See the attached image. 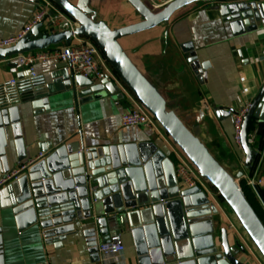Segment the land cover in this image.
Listing matches in <instances>:
<instances>
[{
	"label": "water",
	"instance_id": "95a60500",
	"mask_svg": "<svg viewBox=\"0 0 264 264\" xmlns=\"http://www.w3.org/2000/svg\"><path fill=\"white\" fill-rule=\"evenodd\" d=\"M51 1L77 23L74 34H43L40 32L43 26L39 24L17 45L0 50V61H10L64 41L69 44L74 35L90 39L121 82L208 180L264 259V224L242 191L243 172L232 176L177 115L167 110L166 101L119 43L137 32L167 23L176 12L197 2H219L221 16L236 36L257 31L259 25L264 28V1L174 0L163 10L153 12L142 0H127L141 22L117 31L95 22L92 14L74 5L73 0ZM189 63L202 83L208 68L196 58ZM9 66L16 68L18 64L9 62ZM64 81L66 89L72 90L81 104L99 99L105 90L112 95L121 93L109 79L97 83L68 73ZM261 88L251 102L241 136L244 165L250 171L258 157L248 144L252 123L257 121L258 133H264V84ZM53 89L54 85L41 86L39 78L29 74L25 82L15 85L0 100V181L19 171L18 177L3 187L6 209L11 210L20 232L41 230L45 240H64L77 233L79 227H87L85 235H100L105 242L109 239V228L116 225L120 232L132 234L138 253L145 257L150 254L152 264H247L243 257L252 260L241 242L236 241L233 247L229 244L226 231L222 232L221 242L212 236L204 241L201 235L218 211L206 192L180 188L174 164L155 143L86 148L82 142L74 141L48 151L40 146L39 152L46 157L28 166L19 107L31 104L35 114L42 110L49 112ZM10 134L16 156L13 168ZM22 167L25 168L20 171ZM3 237L4 229L0 228V258L5 250Z\"/></svg>",
	"mask_w": 264,
	"mask_h": 264
},
{
	"label": "crops",
	"instance_id": "0c3cea01",
	"mask_svg": "<svg viewBox=\"0 0 264 264\" xmlns=\"http://www.w3.org/2000/svg\"><path fill=\"white\" fill-rule=\"evenodd\" d=\"M142 1L151 9L147 0ZM73 4L80 5L92 14L91 18L95 22L105 23L114 31L141 22L127 0H73ZM40 6V3L32 0H0V40L19 35ZM220 7L219 2L193 3L176 12L167 23L137 32L121 39L119 43L136 68L166 101L167 110L177 115L232 176V173L235 177L243 172L245 181L253 178L262 182L252 190L257 202L264 208V133H258V123L254 121L250 132L256 133L254 151L258 157L250 171L244 165L243 151L234 147V125L229 114L242 107L246 101L252 102L262 89L264 28L259 25L257 31L236 36L221 16ZM42 26L41 33H54L47 22ZM67 45L64 41L26 54L53 52ZM192 58L198 59L200 65L208 68L202 83L191 69L189 60ZM9 62L0 61V100L15 85L25 82L30 74L26 68L10 67ZM64 65L51 60L35 67L41 86L54 85L49 97V112L42 110L35 114L31 104L19 107L28 156L25 163L28 166L46 157L39 152L40 146L42 150L48 151L64 143L80 141L86 148L155 143L172 161L175 169L177 161L171 152L174 142L166 133L159 135L138 127H122L120 118L133 109L134 103L119 85L109 80L116 84L120 94L112 95L105 90L99 99L81 104L75 93L65 87L64 78L70 72ZM241 78H245V86L249 88L247 96L241 94ZM76 91L80 92L79 89ZM12 138L11 168L16 166ZM5 194V188L2 187L0 228L4 229L5 250L0 264H101L104 261L108 264H152L150 254L145 257L138 253L132 234L120 232L116 225L109 228V239L119 236L125 246V253L108 258L98 251L104 243L101 236L85 235L83 231L87 227H79L77 233L66 236L64 240H45L41 230L20 232L11 210L6 209ZM208 198L218 214L202 233L204 241L212 236L213 240L221 242L222 232L226 231L232 247L236 241L244 246L245 242L250 243L246 235L243 234L244 238L238 237L229 229L227 217L213 199ZM242 261L255 264L245 257Z\"/></svg>",
	"mask_w": 264,
	"mask_h": 264
},
{
	"label": "built area",
	"instance_id": "2783aa9c",
	"mask_svg": "<svg viewBox=\"0 0 264 264\" xmlns=\"http://www.w3.org/2000/svg\"><path fill=\"white\" fill-rule=\"evenodd\" d=\"M151 6L153 12H159L167 7L174 0H147ZM41 8L30 17L24 26L22 32L15 36L0 40V50L9 49L14 47L23 40L37 25L45 22L50 26V30L54 33L70 32L74 34L78 28L77 23L71 19L65 12L59 9L51 0H39ZM73 41V42H72ZM55 60L62 64H65L66 68L71 75L77 77L82 76L100 82L104 79L112 80L119 85L121 89L127 93L128 97L134 103L133 109L121 116L120 122L122 127H138L141 129L152 131L156 134L163 135L165 132L160 124L148 113L138 99L130 92V90L121 82L119 77L111 68V65L107 63L103 57L100 49L90 39L84 37L73 36L71 43L67 46L53 51V52H40L36 54H22L16 56L10 60L11 63H17L18 66L29 70L32 77H36L35 67L37 64L47 61ZM242 86L241 94L247 96L249 94V88L245 86V78L240 79ZM251 102L246 101L242 107L237 110L230 111L233 121V144L238 150H242V129L244 119L247 116ZM256 141V133L248 135V144L254 146ZM171 152L175 157L177 164L175 166V175L178 184L183 189L199 188L206 192L207 195L213 199L216 205L219 207L222 213L227 217L228 227L238 237L244 238L243 234L246 233L242 230L241 226L234 218L233 213L226 210L225 204L219 198L217 192L212 189L208 180H206L198 172V170L190 163L182 151L173 143ZM25 167H22V171ZM19 175V171L13 173V175L0 181V189L11 179H16ZM247 184L251 189L255 190L262 182L255 179H247ZM247 237V235H246ZM245 246L249 252V256L255 264H264V259L258 253L253 244L245 242ZM98 251L104 257H115L122 253H125V246L122 244L119 236H114L108 241L102 243ZM101 264H108L107 261Z\"/></svg>",
	"mask_w": 264,
	"mask_h": 264
},
{
	"label": "trees",
	"instance_id": "16d2710c",
	"mask_svg": "<svg viewBox=\"0 0 264 264\" xmlns=\"http://www.w3.org/2000/svg\"><path fill=\"white\" fill-rule=\"evenodd\" d=\"M249 134H252V133L249 132ZM251 147L254 150V146H251ZM241 181L242 182H240V185H241L242 191H243L246 199L249 200L248 202L253 207L254 211L257 214V216L261 219V221L264 224V208L260 205V203L257 202L258 200H256L255 193L250 188V186H248L247 181H245V179H242Z\"/></svg>",
	"mask_w": 264,
	"mask_h": 264
},
{
	"label": "rangeland",
	"instance_id": "374dc122",
	"mask_svg": "<svg viewBox=\"0 0 264 264\" xmlns=\"http://www.w3.org/2000/svg\"><path fill=\"white\" fill-rule=\"evenodd\" d=\"M175 160H176V159H175ZM232 174H233V176H234V173H232ZM225 208H226V210H227L228 212L230 211L226 205H225ZM230 212H231V211H230ZM230 212H229V213H230ZM231 213H232V212H231ZM231 213H230V214H231ZM234 218H235V216H234ZM236 219H237V218H236ZM237 222H238V221H237ZM239 225H240V224H239ZM249 241H250V240H249ZM250 243H251V241H250ZM251 244H252V243H251Z\"/></svg>",
	"mask_w": 264,
	"mask_h": 264
}]
</instances>
